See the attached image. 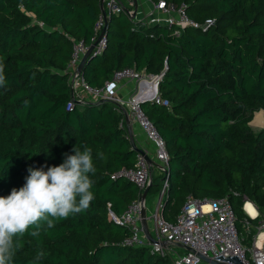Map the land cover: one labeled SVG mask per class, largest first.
Wrapping results in <instances>:
<instances>
[{
	"label": "trees",
	"instance_id": "obj_1",
	"mask_svg": "<svg viewBox=\"0 0 264 264\" xmlns=\"http://www.w3.org/2000/svg\"><path fill=\"white\" fill-rule=\"evenodd\" d=\"M165 1L184 4L186 16L199 25L215 23L175 35V27L114 15L105 26L103 53L91 55L81 75L91 88L126 68L161 75L158 91L170 109L150 103L140 109L169 158L162 217L174 222L189 196L227 198L250 247L256 223H264V127L257 133L250 127L264 113V0ZM100 5L101 0H0L6 78L0 86V196L23 187L29 167L59 166L77 145L92 149L96 169L90 206L51 229L40 222L38 237L30 235L31 226L14 238L11 264H172L149 247L123 246L131 231L111 221L109 211L121 216L141 194L132 182L111 178L137 162L124 112L91 100L67 109L73 43L91 45ZM162 179L159 173L152 177L146 203L159 194ZM245 202L256 207V219L245 215Z\"/></svg>",
	"mask_w": 264,
	"mask_h": 264
},
{
	"label": "built area",
	"instance_id": "obj_2",
	"mask_svg": "<svg viewBox=\"0 0 264 264\" xmlns=\"http://www.w3.org/2000/svg\"><path fill=\"white\" fill-rule=\"evenodd\" d=\"M145 1L152 5V9L146 14L138 6L137 0H103L104 15L100 12L94 27L91 45L97 40L107 21L112 16L119 14L126 15L134 24L147 26L162 24L168 28L175 27V35L179 34L180 29L186 27L199 28L205 26L209 28L215 23L212 20L206 21L203 25L193 22L186 16L184 4L176 7L173 4H167L165 0H159L156 4L152 3L151 0ZM159 14L162 15L161 18H158ZM105 46L106 37L104 35L91 55H101ZM88 48L89 46L84 45L83 42L73 43L71 60L66 69L73 98L70 95L67 109H72L74 103L89 101L88 97L93 98L90 99L91 101L114 103L124 112L125 118L129 119L132 116L131 122L137 126L146 141L149 142L153 150L152 160L155 165L149 167L143 156L138 154L133 170H121L113 175L112 179L121 178L132 182L140 190L141 197L144 189L150 183L149 178L152 177L153 169L163 175L162 187L156 204L148 217L146 214L150 234L158 242L157 244L149 243L143 233L140 197L132 202L119 217L109 211L111 221L115 225L129 228L131 231L129 238L123 242V246L149 247L151 253L169 258L172 264H210L213 259L219 256H222L224 260L228 256L229 258L236 256L241 264H264V252L258 249L257 237L259 233L253 237L250 247L245 246L244 238L236 226L235 215L227 198L198 200L189 196L174 222H168L162 217L160 207L168 190L169 158L163 139L140 109L142 103L155 104L170 109V103L162 99L158 91L161 75L149 76L144 72L126 68L115 72L102 87L91 88L85 83L82 75L77 72L81 58ZM126 85H131L132 92L122 96L120 92ZM144 153L146 154L145 151ZM250 204L255 208L252 203ZM246 205L247 202L243 206L246 216L252 220L256 219L258 217L256 208V216L251 217L245 211ZM145 206L146 209L149 207L146 202ZM245 225L249 224L245 222ZM175 245L187 247L192 252L183 250L184 254L181 255L175 250L178 248ZM199 256L208 259L210 262L203 261Z\"/></svg>",
	"mask_w": 264,
	"mask_h": 264
},
{
	"label": "clouds",
	"instance_id": "obj_3",
	"mask_svg": "<svg viewBox=\"0 0 264 264\" xmlns=\"http://www.w3.org/2000/svg\"><path fill=\"white\" fill-rule=\"evenodd\" d=\"M4 68L0 65V86L5 84ZM74 154H64L59 166L29 167V176L23 187L11 190L7 197L0 196V264H11L18 240L35 229L30 235H40V222L48 229L55 221L86 210L95 198L93 187L95 174L92 149L80 146L72 149ZM102 157V154H100ZM43 253L37 255L39 260Z\"/></svg>",
	"mask_w": 264,
	"mask_h": 264
},
{
	"label": "water",
	"instance_id": "obj_4",
	"mask_svg": "<svg viewBox=\"0 0 264 264\" xmlns=\"http://www.w3.org/2000/svg\"><path fill=\"white\" fill-rule=\"evenodd\" d=\"M100 10L102 12V14L104 15V11H103V0H101V5H100ZM104 33H105V28L101 31L99 37L97 38V40L89 46V48L87 49V51L85 52V54L83 55V57L81 58V61L77 67V72L79 74H82V71H83V68H84V65L86 64V62L88 61V58L91 56L95 46L97 45V43L102 39V37L104 36ZM72 95V94H71ZM72 98H73V95H72ZM264 115V113H263ZM126 124H127V128H128V138H129V141H130V144L132 146V149L136 150L138 154H141L144 158V160L146 161L147 165L150 167V166H153L155 165L153 160L150 159L145 153L143 150L141 149H137L136 148V145H135V141H134V138H133V135H132V130H131V127H130V121L126 118L125 120ZM150 180V183L149 185L144 189L141 197H140V207H141V227H142V230H143V233L146 237V239L149 241V243L151 244H157L158 242L152 238L151 234H150V231H149V228H148V223H147V220H146V206H145V199H146V196H147V193L149 191V188L152 184V177L149 178ZM165 244V243H163ZM176 247L178 248H181L185 251H189V252H192L191 249L187 248V247H184L182 245H175ZM258 249H260L262 252H264V234L260 237V239L258 240ZM203 261L205 262H210L208 259L204 258V257H201L199 256ZM210 264H241V262L238 260V258L235 256V257H231L229 258L226 257V259L224 260L222 256H219L215 259H213Z\"/></svg>",
	"mask_w": 264,
	"mask_h": 264
},
{
	"label": "crops",
	"instance_id": "obj_5",
	"mask_svg": "<svg viewBox=\"0 0 264 264\" xmlns=\"http://www.w3.org/2000/svg\"><path fill=\"white\" fill-rule=\"evenodd\" d=\"M137 4H138V6H140V8L144 12V14L150 12V10L152 9V5L150 3H148V2H146L145 0H137ZM161 16L162 15L159 14L158 18H161ZM130 92H132L131 85H128V86L126 85V87H124V89L122 90V92H120V94L122 96H125V95L129 94ZM130 127H131V130H132V135H133L134 141H136V143H135L136 148L145 151L146 154L149 156V158L152 159L153 158L152 157L153 156V154H152L153 150H152V147L150 146L149 142L146 141V139L142 135L141 131L137 128V126L135 124L130 123ZM158 195L159 194L155 195L151 199V205L150 206L152 208L156 204V200H157ZM147 206H148V204H147Z\"/></svg>",
	"mask_w": 264,
	"mask_h": 264
},
{
	"label": "rangeland",
	"instance_id": "obj_6",
	"mask_svg": "<svg viewBox=\"0 0 264 264\" xmlns=\"http://www.w3.org/2000/svg\"><path fill=\"white\" fill-rule=\"evenodd\" d=\"M89 98V100L90 99H93V98H91V97H88ZM257 114H261L260 116H258L257 118H256V121L252 124V123H250V127H251V129L253 130V132L254 133H257V132H259L263 127H264V115H263V112H259V113H257ZM256 114V115H257ZM256 117V116H255ZM254 117V118H255ZM131 119H132V116L131 117H129V121H130V123H132L131 122ZM259 122V123H258ZM256 123H258L259 125H256ZM157 174H158V172L156 171L154 174H153V176H157ZM152 176V177H153ZM150 200V199H149ZM148 204V206H150L151 205V201L150 202H148L147 203ZM151 207V206H150ZM256 208V207H255ZM153 208L151 207V208H149V207H147V209H146V214H147V217L149 216V214H150V212H151V210H152ZM246 215V214H245ZM150 224V223H149ZM256 227H255V229H256V234L257 233H260V232H264V223H261V222H259V223H256V225H255ZM245 227H252L250 224L249 225H246ZM151 233H152V235H154V233H153V231H151ZM175 250H177V252L179 253V254H184V251L182 250V249H180V248H175Z\"/></svg>",
	"mask_w": 264,
	"mask_h": 264
},
{
	"label": "bare ground",
	"instance_id": "obj_7",
	"mask_svg": "<svg viewBox=\"0 0 264 264\" xmlns=\"http://www.w3.org/2000/svg\"><path fill=\"white\" fill-rule=\"evenodd\" d=\"M259 123V122H258ZM258 123H256V125H259ZM245 211L248 213V215H250L251 217H255L256 216V210L255 208L249 203L247 202V205L245 206ZM264 234V232H260L258 234L257 237V242L260 239V237Z\"/></svg>",
	"mask_w": 264,
	"mask_h": 264
}]
</instances>
